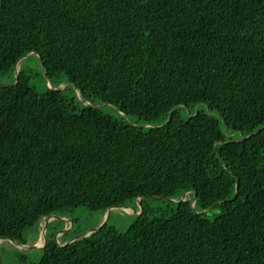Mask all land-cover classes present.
<instances>
[{
	"label": "trees",
	"instance_id": "16d2710c",
	"mask_svg": "<svg viewBox=\"0 0 264 264\" xmlns=\"http://www.w3.org/2000/svg\"><path fill=\"white\" fill-rule=\"evenodd\" d=\"M32 52L70 85H0V237L140 197L36 264H264V0H0V75Z\"/></svg>",
	"mask_w": 264,
	"mask_h": 264
},
{
	"label": "rangeland",
	"instance_id": "374dc122",
	"mask_svg": "<svg viewBox=\"0 0 264 264\" xmlns=\"http://www.w3.org/2000/svg\"><path fill=\"white\" fill-rule=\"evenodd\" d=\"M17 66L19 68L18 70L15 69L14 74L7 73L0 75V85L12 84L17 72L22 67L25 73L31 77V84L39 92L43 93L47 90L49 84L38 55L29 54L25 56ZM67 84L59 85L58 87H65ZM97 106L112 115L119 113L117 107L108 103H97ZM191 112L195 114L197 107L191 109ZM191 112L189 109H186L188 116L192 115ZM228 135L238 137V134L231 130ZM186 198L190 199L191 195L188 193ZM180 200L170 199L169 201H164L163 199L151 198L147 199V204L156 209V215H160L164 210H168L169 206L172 208L175 207ZM194 200L193 198L192 202ZM142 209L143 207H141L137 198L129 206L113 208L111 214L109 210H94L86 206H78L65 212H57L50 220L47 217L25 231L27 238L26 247L19 246L9 239H0V264H36L43 254L47 239L64 245L71 240V237L78 235L80 232L96 229L107 219L109 226H115L118 230L124 231L139 214L135 210L142 212ZM218 212L219 209H211L207 211L206 215L212 219ZM36 245L41 247H37Z\"/></svg>",
	"mask_w": 264,
	"mask_h": 264
},
{
	"label": "water",
	"instance_id": "95a60500",
	"mask_svg": "<svg viewBox=\"0 0 264 264\" xmlns=\"http://www.w3.org/2000/svg\"><path fill=\"white\" fill-rule=\"evenodd\" d=\"M30 54H37L38 56H39V58H40V60H41V55L40 54H38L37 52H32V53H30ZM29 55V54H28ZM24 58V57H23ZM21 61V59L18 61V63ZM18 63H17V65H18ZM16 65V69L18 70V66ZM41 65H42V68H43V70H44V73H45V77L47 78V81H48V84H49V87H55V88H57V89H59V88H64V87H57V86H54L52 83H51V81L49 80V78H48V76H47V74H46V71H45V69H44V65H43V62H42V60H41ZM18 73H19V71L17 72V79H18ZM16 82H17V80H16ZM9 85H11V84H9ZM68 85H70V83H68L66 86H68ZM65 86V87H66ZM75 89H76V91H77V95L79 96V88H78V86L77 85H75ZM83 103H88V101H83ZM109 104V103H108ZM170 117H171V115H169V118L168 119H170ZM264 128V126L262 127V128H259V129H257V130H255V131H253L251 134H249L248 136H244V135H240V138L239 139H246V138H249V137H251L253 134H255V133H257L259 130H261V129H263ZM195 194V196H194V199H196V192L194 193ZM186 195H187V193H185L182 197H181V200H185V197H186ZM138 201H139V203H140V197H138ZM195 201V200H194ZM194 203V202H193ZM140 205H141V203H140ZM117 207H126V206H123V205H121V206H113V207H110L108 210H109V212H110V214H111V211H112V209L113 208H117ZM141 207H142V205H141ZM143 210V209H142ZM135 211H137L139 214L141 213L139 210H135ZM54 214H52V215H49L48 216V220H50V218L51 217H54L53 216ZM107 221H108V219L100 226V227H98V228H96V229H93V230H88V231H85V232H83V233H81V234H78V235H76L75 237H73L71 240H73V239H79V238H81V237H84V236H86V235H89L90 233H92V232H94V231H96V230H99V229H101L106 223H107ZM0 239H8V238H5V237H0ZM71 240H69L67 243H65L64 245H66V244H68V243H70L71 242ZM13 242H15L16 244H18L19 246H24V247H26V245H23V244H20V243H18V242H16V241H13ZM37 247H38V245H36Z\"/></svg>",
	"mask_w": 264,
	"mask_h": 264
},
{
	"label": "bare ground",
	"instance_id": "6f19581e",
	"mask_svg": "<svg viewBox=\"0 0 264 264\" xmlns=\"http://www.w3.org/2000/svg\"><path fill=\"white\" fill-rule=\"evenodd\" d=\"M81 238H82V237H81ZM75 240H77V239H73V240H71V242H73V241H75ZM71 242H70V243H71Z\"/></svg>",
	"mask_w": 264,
	"mask_h": 264
},
{
	"label": "crops",
	"instance_id": "0c3cea01",
	"mask_svg": "<svg viewBox=\"0 0 264 264\" xmlns=\"http://www.w3.org/2000/svg\"><path fill=\"white\" fill-rule=\"evenodd\" d=\"M38 247H41V246H38Z\"/></svg>",
	"mask_w": 264,
	"mask_h": 264
},
{
	"label": "clouds",
	"instance_id": "9594fccd",
	"mask_svg": "<svg viewBox=\"0 0 264 264\" xmlns=\"http://www.w3.org/2000/svg\"><path fill=\"white\" fill-rule=\"evenodd\" d=\"M22 60V59H21ZM45 246V245H44Z\"/></svg>",
	"mask_w": 264,
	"mask_h": 264
}]
</instances>
